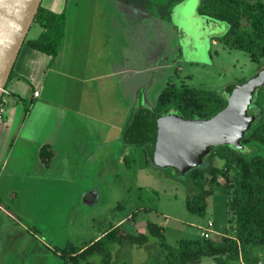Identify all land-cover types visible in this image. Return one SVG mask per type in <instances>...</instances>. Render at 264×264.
Segmentation results:
<instances>
[{
    "label": "crops",
    "instance_id": "crops-1",
    "mask_svg": "<svg viewBox=\"0 0 264 264\" xmlns=\"http://www.w3.org/2000/svg\"><path fill=\"white\" fill-rule=\"evenodd\" d=\"M68 2L41 0L44 8L64 13L57 52L50 59L22 44L1 95L4 112L0 120V264H25L35 259L42 264L43 254L48 255L44 235L57 237L58 229L52 226L59 224L55 220L65 212V204L78 198L94 204L96 192L87 181L94 178L82 171L97 162L105 164L111 147L102 145L96 151L91 144L97 140L105 144L112 139L108 130L117 126L122 127L117 137L119 148L125 144L126 108L135 102L137 88L146 82L142 76L146 66L138 61L147 59L157 68L169 66L167 45H161L154 29L146 28L153 24L145 16L140 20L132 17L135 21L131 22L130 13L124 8L125 17L118 18V9L121 12L123 7L118 8L116 1L103 0V7L99 8L102 21L98 23L100 1ZM138 28L144 30L141 35ZM145 28L153 30L151 36ZM99 30L102 37H97ZM41 32L40 27L32 38ZM148 45L153 47L144 56L143 48ZM97 127L101 129L98 135ZM41 146L50 151L47 164L39 157ZM120 155L121 152L119 158ZM57 167V173L72 175H45ZM86 194L88 200H84ZM48 199L56 202L49 203Z\"/></svg>",
    "mask_w": 264,
    "mask_h": 264
},
{
    "label": "rangeland",
    "instance_id": "rangeland-1",
    "mask_svg": "<svg viewBox=\"0 0 264 264\" xmlns=\"http://www.w3.org/2000/svg\"><path fill=\"white\" fill-rule=\"evenodd\" d=\"M114 1L118 8L123 7L121 12L118 9V18L125 17L124 8L128 9L131 22L135 21L132 17H140V20L145 16L155 27L149 25L146 28L154 29L161 45L162 43L167 45L168 51L165 55L168 56V67L163 65L157 68L154 63L147 62V59L138 61L142 67L146 66V71L142 74L146 81L142 99L145 105H154L156 96L164 85L198 87L219 92L226 84L246 81L264 69L262 60L252 61L244 51L228 48L217 39L226 32L228 26L225 21H212L198 15L196 7L201 0H112L113 3ZM259 1L264 5V0ZM98 2L100 6L97 5L96 18L100 23L102 18L99 8L102 9L103 0ZM146 28L145 33L151 36L153 30L149 31L150 29ZM39 29V25L32 22L25 37L32 38ZM137 31L139 35L144 32L142 28H138ZM102 34L101 30L97 31V37H102ZM151 46H144V56ZM149 65L152 68H147ZM113 100L116 101V96ZM255 100L264 108V83L254 89L251 102ZM133 103L126 108L123 124L130 117L131 109L135 106ZM253 112L257 115L254 123L260 122L261 111L256 109ZM121 128L117 126L109 129L108 133L112 139H107L105 144H101L97 139L94 145L91 144L96 151L101 150L102 145L111 147L109 150L111 156L108 152L105 164L97 162L94 167L87 166L82 171L84 175L94 178L87 181L95 189V202L88 205L83 198H78L70 205L65 204V212L55 220L59 224L52 226V229H58L57 237L53 238L43 233L47 241L48 255L45 257L46 254H43L42 264H62L54 247H62L69 242L81 248L99 238L101 233L112 225H119V230H122L120 232L137 235L146 232L147 222L155 223L161 227L164 240L170 246H175L179 239L200 238V232L207 221L212 224L210 240L218 241L223 235L230 234L233 216L225 207L230 190L223 189L222 177H218V183L211 187L207 180L209 177H206L205 187L211 188L212 193L206 197L204 212L201 216L190 213L184 206V197L198 191V186L193 183L190 175L184 173L177 176L170 168L154 166L149 161L145 163V154L139 145L125 143L119 148L121 145L117 137ZM99 130L100 127H97L96 134ZM242 152L264 156V149L254 144L246 145ZM207 158L206 156L204 160ZM210 162L216 166L221 164V160L215 157ZM58 169L57 167L52 172L49 170L45 175H72L57 173ZM78 169L80 170V166ZM79 175L85 180L83 174ZM56 192L59 194L60 190L56 189ZM84 196V200H88L89 195ZM48 202L56 201L48 199ZM48 222L51 225V219ZM57 226L59 228H56ZM48 230L52 233L50 229ZM116 237L115 234L113 239H101L108 252L109 264H161L156 237L147 234L146 240L141 244L119 241ZM104 252H93L86 258H79L76 264H100ZM25 264H40V261L29 260ZM67 264L72 262L68 261ZM188 264L214 262L210 257H201L199 261ZM226 264H264V246H245L236 260H230Z\"/></svg>",
    "mask_w": 264,
    "mask_h": 264
},
{
    "label": "trees",
    "instance_id": "trees-1",
    "mask_svg": "<svg viewBox=\"0 0 264 264\" xmlns=\"http://www.w3.org/2000/svg\"><path fill=\"white\" fill-rule=\"evenodd\" d=\"M196 13L212 21H225L227 30L217 39L228 48L244 51L252 61L264 62V5L259 0H201L196 7ZM32 22L37 23L42 32L36 38L25 37L22 44L52 59L63 35L64 13L53 12L39 4ZM242 82L244 80L228 83L219 92L198 87L164 85L158 92L153 106L143 104V98L138 93L133 103L135 106L131 109L130 117L124 126V143L141 146L145 154L144 162L149 161L152 165L158 166L140 144V137L148 120L152 116L168 113H175L182 118H209L224 107L232 88ZM258 86L260 85H255L254 89ZM251 97L252 95L246 107L250 121L239 135V147L227 142L210 147L198 164L182 173L169 166H162L172 169L173 174L177 176L188 173L193 183L198 186V191L184 197L186 210L198 216L203 214L206 197L212 193L211 188L205 187L206 177H209L207 179L209 187L218 183V177H222L223 189L230 190L225 201V207L233 216L230 234L223 235L218 241L202 237L183 238L179 239L175 246H170L164 240L161 227L155 223L147 222L146 232L137 235L120 232L122 230H119V225H112L103 231L99 238L81 248L69 242L62 247H54L62 264H67L68 261L76 264L79 258H86L89 254L99 251H105L100 264H109L108 252L101 239H113L115 234L119 241L126 240L137 244L144 242L147 234L156 237L161 264L195 263L201 257L212 258L214 264H226L230 260H236L245 246H264V156L242 152L249 144L264 149V108L257 100L251 102ZM256 109H259L262 115L258 123H254L257 115L253 111ZM45 149L41 146L38 154L47 164L50 151ZM206 156L208 158L205 161ZM213 157L221 160L219 166L210 162ZM229 173L231 176H228ZM29 228L35 231L31 226Z\"/></svg>",
    "mask_w": 264,
    "mask_h": 264
},
{
    "label": "water",
    "instance_id": "water-1",
    "mask_svg": "<svg viewBox=\"0 0 264 264\" xmlns=\"http://www.w3.org/2000/svg\"><path fill=\"white\" fill-rule=\"evenodd\" d=\"M41 0H0V99L6 80ZM264 83V69L235 85L226 104L209 118H182L175 113L152 116L140 137L158 166L178 173L200 162L210 147L223 142L239 147L247 128L249 104L255 85Z\"/></svg>",
    "mask_w": 264,
    "mask_h": 264
},
{
    "label": "built area",
    "instance_id": "built-area-1",
    "mask_svg": "<svg viewBox=\"0 0 264 264\" xmlns=\"http://www.w3.org/2000/svg\"><path fill=\"white\" fill-rule=\"evenodd\" d=\"M33 94L36 95L37 94V91H34ZM3 112H4V109L0 105V120L2 118ZM211 225H212L211 222L210 221H207L206 224H205V226H203L202 231L200 232V236L202 238H209V234L211 232V230H210Z\"/></svg>",
    "mask_w": 264,
    "mask_h": 264
},
{
    "label": "flooded vegetation",
    "instance_id": "flooded-vegetation-1",
    "mask_svg": "<svg viewBox=\"0 0 264 264\" xmlns=\"http://www.w3.org/2000/svg\"><path fill=\"white\" fill-rule=\"evenodd\" d=\"M144 89H145V85L139 86L137 88V90H136L135 95L137 96L138 93H139L140 97L143 98V96H144Z\"/></svg>",
    "mask_w": 264,
    "mask_h": 264
}]
</instances>
